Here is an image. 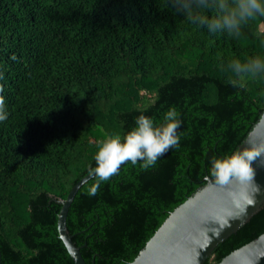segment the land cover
<instances>
[{"label":"trees","instance_id":"16d2710c","mask_svg":"<svg viewBox=\"0 0 264 264\" xmlns=\"http://www.w3.org/2000/svg\"><path fill=\"white\" fill-rule=\"evenodd\" d=\"M256 55L264 18L230 37L192 25L171 0H0L1 264H76L57 199L94 170L103 140L142 114L159 126L174 107L179 145L148 169L124 163L94 195L90 178L67 215L88 264H130L260 119L264 79L233 85L222 67ZM263 232L264 205L204 264Z\"/></svg>","mask_w":264,"mask_h":264},{"label":"water","instance_id":"95a60500","mask_svg":"<svg viewBox=\"0 0 264 264\" xmlns=\"http://www.w3.org/2000/svg\"><path fill=\"white\" fill-rule=\"evenodd\" d=\"M264 148V111L237 150ZM123 165V164H122ZM121 165V166H122ZM252 166L259 191L232 181L219 185L213 177L178 205L130 264H204L216 246L235 232L264 205V153ZM82 177L61 203L58 230L76 264H88L67 226V215L79 188L94 177ZM248 199L252 203H248ZM1 264V262H0ZM215 264H264V232L224 256Z\"/></svg>","mask_w":264,"mask_h":264},{"label":"clouds","instance_id":"9594fccd","mask_svg":"<svg viewBox=\"0 0 264 264\" xmlns=\"http://www.w3.org/2000/svg\"><path fill=\"white\" fill-rule=\"evenodd\" d=\"M179 14L186 16L194 26L207 27L212 34L227 33L230 37H239L242 29L257 18H264V0H171ZM208 12L213 13L211 17ZM222 67L233 77V85H243L247 80L264 79V57L256 55L242 61L230 59ZM176 109L170 108L164 115V123L157 126L153 119L140 115L136 126L123 137L119 134L109 136L102 141L95 155L97 186L90 189L95 194L101 182L116 175L120 166L126 162L142 167H154L157 160L171 148L179 145L177 129L181 121ZM7 119L5 100L0 96V121ZM264 153L261 149H240L229 156L214 158L211 161V176L219 185H228L232 181L259 191L255 184V170L252 162ZM248 203H252L248 199Z\"/></svg>","mask_w":264,"mask_h":264}]
</instances>
